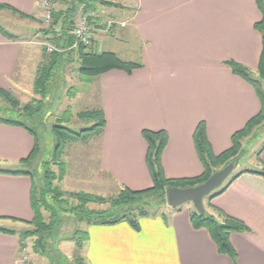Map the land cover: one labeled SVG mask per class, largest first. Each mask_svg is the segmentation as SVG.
I'll return each mask as SVG.
<instances>
[{
    "label": "crops",
    "instance_id": "1",
    "mask_svg": "<svg viewBox=\"0 0 264 264\" xmlns=\"http://www.w3.org/2000/svg\"><path fill=\"white\" fill-rule=\"evenodd\" d=\"M41 1L0 0V5L38 21ZM259 1L264 6V0ZM90 2L98 26L109 20L118 24L108 34H97L90 50L140 66L130 74L112 70L86 83L96 91L93 110L104 122L100 168L115 190L150 189L142 132H164V177L200 178L204 169L194 144L197 127L204 125L212 154L220 156L231 148L232 136L260 112L252 87L225 65L235 62L256 72L262 50L254 29L261 21L256 0ZM76 5L74 21L84 14L83 5ZM132 46L136 49H129ZM39 47L0 34V89H21V78L30 74L34 91L37 70L46 57ZM33 146L25 130L0 123V228L16 233H0V264H22L18 236L33 219L32 182L27 175L7 172L16 171ZM240 160L234 167L239 168L238 177L221 195L204 201L205 211L218 221L214 210L244 224L245 232L229 235L233 257L219 253L206 230L193 228V206L186 204L165 206L161 214L141 218L137 231L126 221L86 226L85 264H264V178L256 174L264 167V147L250 161L253 167L240 169Z\"/></svg>",
    "mask_w": 264,
    "mask_h": 264
},
{
    "label": "trees",
    "instance_id": "2",
    "mask_svg": "<svg viewBox=\"0 0 264 264\" xmlns=\"http://www.w3.org/2000/svg\"><path fill=\"white\" fill-rule=\"evenodd\" d=\"M71 1L72 3L69 2V5H67L64 10L57 11L53 17V37L51 41L55 40V47H58V41L61 48H67L71 45V38L68 36V32L70 31V26L74 23V14L77 7L76 4L83 5L84 13L93 7V5L90 4L91 0ZM256 5L261 14V21L254 25V29L261 36L262 50L255 74L235 62H227L225 65L231 70L233 75L239 77L254 90L260 104V112L258 115L250 120L241 131L232 136L231 148L220 156H214L212 154L206 141L204 125L200 124L194 133V144L197 156L204 169V173L200 178L192 180H167L164 177L161 167V155L167 142L166 134L164 132L153 133L143 131L142 138L148 147L146 164L152 179V187L150 189L137 192L131 191L127 188H120L113 196L107 199L87 194H77L73 197L77 200L78 206L73 207L72 212L77 216L76 219L78 224H85V227L88 225L106 226L126 221L134 231H137L139 229L138 221L141 218L159 215L161 208L167 206L165 193L168 188H189L197 186L205 182L215 171L225 167L229 162L236 161L238 141L246 134L247 130L264 120V88H262L264 87V6L259 0H256ZM0 12H7L20 20L33 22V18L21 15L6 5H0ZM57 25L58 29L56 30L55 27H57ZM0 34L9 41L17 40V37L9 34L1 26V24ZM44 53L46 54L44 63H42L40 68L37 70L34 80V93L39 97V100H34L20 107L19 103L11 97L9 92L0 89V99L12 110H17L18 114H20L19 116L22 117V121L12 120L10 118H0V123L22 128L32 137L34 141L33 149L28 158L18 163L16 171L11 173L7 172L14 175H27L30 177L32 182L31 208L33 219L29 225H32L35 229L33 231H25L19 234V251L22 252L26 249L23 242L24 238L35 236L36 241L33 250L41 257L48 258V264H68V259L59 251L56 255H52V251L51 253L48 252V254L46 250L47 238L53 235L56 230L60 229L62 225V218L60 215L61 213L67 212L66 209L63 208V205L66 203L64 204L63 201H61L62 194L59 193L56 188H52V182L55 180V177L50 171V164L47 162H43L41 164L44 181L40 188H37L36 176L28 169L31 168L33 162L37 160V157L40 154L39 135L41 134L40 130L42 127V120L44 119L46 108H48V105L43 102L49 95L48 91L50 81H52L55 75H58V72L61 69L60 67L64 65V60L72 55V52L47 53L45 49ZM75 53L78 57L79 63L77 73L84 84L89 82L92 78L98 77L101 74L112 70H120L130 74L133 70L140 68L137 64L120 61L114 54L111 53L103 52L98 54L91 50H85L84 48H79L75 51ZM77 118L85 123H90L91 126L80 132L73 133L67 128H63L61 126L63 123H68V119L57 118V125L55 124V127L53 126L52 132L57 140L54 155L59 156L63 143L70 140L72 141L74 137L77 140L89 135L98 136L101 134L104 122L99 111L91 110L80 113L77 115ZM37 129L40 134L37 132ZM262 150L258 153V155L262 152ZM56 165L59 166L61 171L64 170L62 163L58 162ZM2 173L4 172L0 170V174ZM256 174L264 178V167L259 172H256ZM237 177L238 175L229 177L220 189L205 199L210 201L211 199L221 195ZM47 197H50L52 204L47 202ZM89 203L108 205V208L104 211H91L86 208V205ZM151 206L156 208L152 210ZM42 211L48 212V223H45ZM214 212L220 221H218L214 216L208 214L206 211L204 215L200 216L193 207V211L191 213L192 226L195 229L206 230L216 245L218 252L233 257L234 253L229 244V235L232 233L245 232L246 228L242 222L224 215L221 211L214 210ZM0 233L10 235L16 234L14 231L2 228H0ZM68 240L74 245V263L85 264V260L82 255L84 245L87 241V234L85 230H75L71 238Z\"/></svg>",
    "mask_w": 264,
    "mask_h": 264
},
{
    "label": "rangeland",
    "instance_id": "3",
    "mask_svg": "<svg viewBox=\"0 0 264 264\" xmlns=\"http://www.w3.org/2000/svg\"><path fill=\"white\" fill-rule=\"evenodd\" d=\"M119 1L125 3V0ZM69 2L72 1L56 0L54 2V11L49 23L43 21L42 15H40L38 21L34 19L33 22L30 21L32 24L27 25V22H25L26 20H24V24L15 23L12 18L13 15L9 13L6 15H0L1 17H7L6 20L0 18V24L4 25L10 34L18 37V41L40 44L42 47L39 48L42 49H45L43 46L44 44L55 47V40L51 41L53 37V17L59 9L62 8L64 10L67 5H69ZM9 18L12 21H8ZM73 26L74 23L70 26V31ZM55 29H58V25ZM59 48L61 47L58 41L57 49ZM129 49L135 50L136 48L135 46H132L129 47ZM71 54V57H67L64 60V65L60 67L61 69L58 72V75H55L52 81H50L49 95L43 102L48 105V108H46V113L42 120L41 134L37 129V132L40 134V154L38 155L37 160L33 162L31 168L28 169L36 176V185L37 188H40L44 181L41 164L43 162L50 164V171L55 177V180L52 182V188H56L59 193L62 194L61 201H63L64 204L66 203L63 205V208L66 209L67 212L61 213L60 215L62 218L60 229L56 230L53 235L47 238L46 250L47 253H51L52 251V255H56V253L60 252L68 259V264H75L73 260L75 256L74 245L68 239L71 238L75 230L85 229V224H78L76 219L77 216L72 212V208L78 206L77 200L73 196L77 194H87L107 199L113 196L119 189L115 190V188H113L111 180H109L108 176L100 168L99 135H89L77 140L74 137L72 141L70 140L63 143L61 152L59 151V156L54 155L57 140L52 132L57 118L68 119V123H63L61 126L67 128L73 133H77L91 126L90 123L80 121L77 118V115L93 110L96 105V91L94 90V87L82 82V79L77 73L79 68L78 57L75 52H72ZM32 82L33 76H30V74L28 76L26 74V76L21 78V89L18 88L17 90L12 89L7 91L10 93L11 97L19 103L20 107L34 100H39V97L36 96L33 91ZM19 115L20 114H18L17 110H12L0 99V118H10L12 120L22 121V117ZM263 147L264 120L247 130L246 134L238 141L236 161L241 158L240 169L251 168V166L253 167L250 161L252 162L254 157L258 158V153ZM55 162L57 164L58 162L62 163L64 170L61 171ZM238 171V167L234 168L230 177L237 174ZM204 201L206 202V199ZM47 202L52 204L50 197H47ZM186 204L182 206H185ZM86 208L91 211H104L108 208V205L89 203L86 205ZM151 208L154 210L156 207L151 206ZM161 211L162 208L159 214L162 213ZM42 214L45 223H48V212L42 211ZM34 229L35 228L32 225L28 224L27 226H24L22 231H33ZM35 241V236L24 238L23 242L26 248L24 251H26L28 261L23 262L21 257L22 264H48V258L41 257L34 252L33 247Z\"/></svg>",
    "mask_w": 264,
    "mask_h": 264
},
{
    "label": "built area",
    "instance_id": "4",
    "mask_svg": "<svg viewBox=\"0 0 264 264\" xmlns=\"http://www.w3.org/2000/svg\"><path fill=\"white\" fill-rule=\"evenodd\" d=\"M56 0H42L40 3L41 15L45 23H49L51 15L54 11V2ZM97 16L94 11L85 12L77 21H74V26L69 32L71 38V45L67 48H59L44 44L47 53H66L75 52L79 48L90 50L95 42L97 34H108L115 27L116 24L113 21H106L103 27L96 24ZM22 261H28L26 251H22Z\"/></svg>",
    "mask_w": 264,
    "mask_h": 264
},
{
    "label": "water",
    "instance_id": "5",
    "mask_svg": "<svg viewBox=\"0 0 264 264\" xmlns=\"http://www.w3.org/2000/svg\"><path fill=\"white\" fill-rule=\"evenodd\" d=\"M234 167L235 161H231L225 167L215 171L205 182L194 187L168 188L165 193L166 205L175 209L191 203L200 216L204 215V199L223 186L231 176Z\"/></svg>",
    "mask_w": 264,
    "mask_h": 264
}]
</instances>
